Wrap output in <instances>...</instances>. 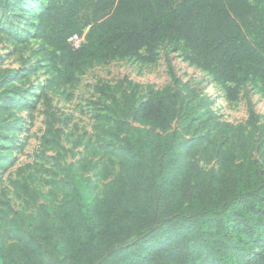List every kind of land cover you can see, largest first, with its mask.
Returning a JSON list of instances; mask_svg holds the SVG:
<instances>
[{"label":"trees","instance_id":"1","mask_svg":"<svg viewBox=\"0 0 264 264\" xmlns=\"http://www.w3.org/2000/svg\"><path fill=\"white\" fill-rule=\"evenodd\" d=\"M25 1L0 0V10L15 17ZM25 29L58 88L93 63L152 64L165 44L211 76L226 99L235 101L244 83L264 97V0H43ZM85 29V43L72 49L68 38ZM170 77L173 87L139 96L127 79L132 89L119 97L107 83L94 86L109 99L89 105L111 158L91 176L85 161L60 163L62 130L52 126L58 120L46 99L41 145L58 149L48 170L56 203L37 206L40 192L20 183L36 215H2L0 264H49V252L59 264H264V124L245 92L250 134L235 137L223 124V141H214L208 97ZM22 103L19 89L0 91V113ZM8 127L0 119V132ZM5 163L0 152V169ZM97 180L107 181L101 195Z\"/></svg>","mask_w":264,"mask_h":264},{"label":"rangeland","instance_id":"2","mask_svg":"<svg viewBox=\"0 0 264 264\" xmlns=\"http://www.w3.org/2000/svg\"><path fill=\"white\" fill-rule=\"evenodd\" d=\"M42 1L26 0L24 7L15 17L0 10V91L19 89L23 99L20 106L0 113V119L10 123V127L0 132V152L6 162L0 169V224L3 214L8 218L18 211L25 215H36V209L26 203L19 188L25 179L31 189L40 192L37 206L56 203L48 195V170L55 164L58 149L51 144L41 145V137L48 121L46 99L49 100L51 111L58 120L53 122L52 126L62 130L60 152H64L65 158L60 163L77 164L85 161L89 172L84 175L90 176L93 171L100 172L111 158L104 145L101 130L103 121L94 119L93 107L89 105L90 101H109L94 92V86L100 82L109 84L112 93L119 97L123 90L132 89L122 83L127 79L138 86L139 96L146 93L147 87L154 91L173 87L174 83L170 77L172 73L180 85L186 83L198 97H208L206 106L216 120L206 132L217 142L223 141V124L232 126L229 134L235 137L239 134L247 137L250 134L251 125L247 124V100L243 97L245 92L252 102L257 123L264 124V97L254 84H242L238 98L230 101L226 99L223 87L215 83L211 76L183 61L180 53L172 52L165 44L159 46L157 59L152 64L133 58L93 63L81 71L74 85L56 87L54 73L49 68L40 43L31 38L30 29H25V24L36 14ZM23 31L26 33L22 34ZM175 127L178 125L174 123L172 128ZM192 161L201 165L197 158ZM115 170L117 171V168ZM106 183L107 181L103 180L96 181L98 195L102 194ZM24 231L28 230L24 228ZM6 233L8 228L0 229L3 239ZM8 235L12 239V236ZM47 261L49 264H59V257L49 252Z\"/></svg>","mask_w":264,"mask_h":264},{"label":"built area","instance_id":"3","mask_svg":"<svg viewBox=\"0 0 264 264\" xmlns=\"http://www.w3.org/2000/svg\"><path fill=\"white\" fill-rule=\"evenodd\" d=\"M87 32V29L83 31L81 35L74 34L70 38H68L67 43L72 49H78L82 44L85 43V33Z\"/></svg>","mask_w":264,"mask_h":264}]
</instances>
